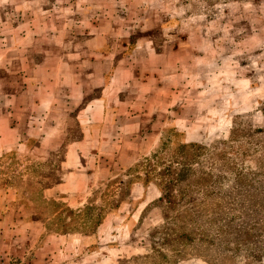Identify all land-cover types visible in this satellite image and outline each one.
Segmentation results:
<instances>
[{
  "label": "crops",
  "instance_id": "crops-1",
  "mask_svg": "<svg viewBox=\"0 0 264 264\" xmlns=\"http://www.w3.org/2000/svg\"><path fill=\"white\" fill-rule=\"evenodd\" d=\"M229 11L225 5L207 23L202 15L177 20L160 0H0V160L12 155L16 167L1 166L0 178L58 180L42 190L0 183V257L13 264L122 257L116 241L138 221L154 185L130 183L124 199L106 206L92 242L78 236L73 257L64 243L72 237L46 228L152 151L175 106L166 80L186 66L199 72L224 61L212 36L231 21Z\"/></svg>",
  "mask_w": 264,
  "mask_h": 264
},
{
  "label": "rangeland",
  "instance_id": "rangeland-1",
  "mask_svg": "<svg viewBox=\"0 0 264 264\" xmlns=\"http://www.w3.org/2000/svg\"><path fill=\"white\" fill-rule=\"evenodd\" d=\"M160 1L190 22L198 15L213 22L229 6L231 21L212 36L220 47L214 55L224 61L170 76L175 106L152 151L132 170L117 171L82 209L61 210L46 233L72 237L64 243L73 257L78 236L90 244L106 206L141 182L153 192L116 241L122 257L110 255L105 264H264V0ZM12 160L5 156L0 167L15 172ZM53 181L0 178L18 188Z\"/></svg>",
  "mask_w": 264,
  "mask_h": 264
},
{
  "label": "built area",
  "instance_id": "built-area-1",
  "mask_svg": "<svg viewBox=\"0 0 264 264\" xmlns=\"http://www.w3.org/2000/svg\"><path fill=\"white\" fill-rule=\"evenodd\" d=\"M0 264H13L11 260L9 259H0Z\"/></svg>",
  "mask_w": 264,
  "mask_h": 264
},
{
  "label": "trees",
  "instance_id": "trees-1",
  "mask_svg": "<svg viewBox=\"0 0 264 264\" xmlns=\"http://www.w3.org/2000/svg\"><path fill=\"white\" fill-rule=\"evenodd\" d=\"M68 212H70V210H67Z\"/></svg>",
  "mask_w": 264,
  "mask_h": 264
}]
</instances>
